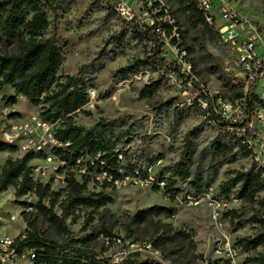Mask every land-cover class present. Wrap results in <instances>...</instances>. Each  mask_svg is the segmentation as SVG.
I'll use <instances>...</instances> for the list:
<instances>
[{
    "label": "rangeland",
    "instance_id": "rangeland-1",
    "mask_svg": "<svg viewBox=\"0 0 264 264\" xmlns=\"http://www.w3.org/2000/svg\"><path fill=\"white\" fill-rule=\"evenodd\" d=\"M121 1L139 23L146 25L151 23L155 16L156 0ZM50 2V8L46 12L52 26L46 31V36L51 34L54 26L57 44L63 52L58 76L80 78L89 87L88 102L82 108V112L77 111L68 116L73 124L89 129L100 119L109 121L122 116L129 118L134 127L132 134L122 146L126 152V159L138 161L142 166L148 158L155 161L159 159L149 173L154 180H158L162 170L176 163L184 154L188 155L187 162L191 171L189 181L201 178L204 187L217 188L235 172L247 171L253 165L248 157H243L235 145L228 153L218 149L222 144L228 146V140L219 136L215 128L207 124L196 97L199 93L196 87H202L212 96L216 95L233 103L234 108L225 116L230 120L239 118L237 106L243 90L235 76L239 74L241 68L236 67L233 60L228 58L216 39L211 40L199 28H191L181 14L176 0H161V3L165 4L179 21L182 46L186 49L187 59L191 63L195 77L193 84L187 83L173 72H165L164 66L169 69L166 64L175 56L172 52L173 47L166 45L163 48L162 66L152 64L142 67L137 73L126 78H121L118 70L135 61L145 62L148 55L144 46L138 44L132 33L123 25L125 22H122L115 13L112 14L110 4L104 0H50ZM212 6L211 14L216 20V26L221 23L219 16L221 10L233 12L237 25H240L237 28L240 38L254 39L258 44V52L263 53L261 40H264V0H213ZM6 90L11 88L0 89V95ZM255 93L260 94L261 90L256 88ZM255 93L254 96L257 97ZM5 98L6 96L2 101L0 98V110ZM18 105V110L26 116L40 114L45 109L41 100L34 106L21 99ZM85 112H90V115L87 116ZM0 115L1 125L3 110ZM262 133L264 134V125L258 128L259 137ZM20 157L21 153L16 151L7 152L5 158L4 153H0V167L6 158ZM29 166L32 167L31 177L34 182L36 180L48 184L53 191L58 189L62 174L58 175V179L49 175L50 166L36 158ZM34 168L44 171L45 175L38 176ZM164 177L167 175L164 174ZM175 184L174 188L181 192L179 197L189 190L188 180L176 179ZM151 188L150 185L131 182L112 188L103 187L100 182H89L87 189L90 192L107 195L111 198V203L97 210L78 208L74 213L75 221L71 218L65 221L69 231V236H66L54 235V227L50 226L42 215H38L33 205L37 198L33 194H28L24 203L32 205V211L22 217L17 216L16 221L10 222L9 217L18 214L24 198H16L15 189L8 187L5 192L0 193V237L19 239L27 230H31L50 235L58 244L65 245L69 240L77 241L86 235H92L84 243L74 246H79L96 258H106L110 255L109 250L112 247L105 246L107 237L102 233V229L110 231L108 238L119 237L124 240H136L139 243L152 242V235L150 233L144 235L141 225L131 226L130 232L126 228L130 225V218L137 212L158 206L173 209L174 212V217L170 219L160 217L162 222L184 231L190 237V240H186L178 248L180 264H187L191 260L190 255L195 258L194 261L201 255L206 264H226L223 256H216L213 253L212 248L216 241L226 236L230 242L241 248L246 240L264 231L256 222L245 223L241 229L238 227L252 216L264 213L263 206L259 204L235 203L232 200L218 208L220 219L214 222L211 211L204 204L185 208L175 200H166L160 189L162 187H159V190ZM258 198L260 202V199L264 198V193ZM59 200L62 199L59 198L54 207L57 215L60 213ZM231 211L235 214H229ZM134 235L139 238L135 239ZM259 251L260 249L248 253L240 251L238 261L244 264L247 258L255 256ZM148 257V254H143L130 262L173 264L162 258L151 260Z\"/></svg>",
    "mask_w": 264,
    "mask_h": 264
},
{
    "label": "trees",
    "instance_id": "trees-1",
    "mask_svg": "<svg viewBox=\"0 0 264 264\" xmlns=\"http://www.w3.org/2000/svg\"><path fill=\"white\" fill-rule=\"evenodd\" d=\"M176 2L191 28H199L211 40H217L214 27L205 22L204 13L198 8L195 0H176ZM50 3V0H0V89L10 86L14 93L12 97L4 99V105L16 104L17 97H22L34 106H37L41 100L45 109L38 116L49 123L58 121L59 125L56 130L58 139L70 142V150L75 152L105 154L106 166L114 169L117 166V156L114 151L124 148L122 146L126 143L127 137L132 134L134 124L130 123L129 118L125 116L109 121L100 119L89 129L76 126L71 122L68 116L77 111L82 112V108L86 105L89 87L80 78L71 76L59 78L58 76L63 52L57 44V33L54 26L51 34L46 36V31L52 26L46 12L50 8ZM172 15L182 39L179 21L174 14ZM123 25L132 33L133 39L144 46L146 52H148L150 42L156 43L151 30L139 29L133 23ZM167 32L169 33V30ZM152 64L159 66L164 64L158 48L152 51L151 56L145 62L135 61L118 70L117 73L121 78H126L137 73L142 67L152 66ZM164 70L166 73L176 71L174 68L166 69L165 66ZM145 90L148 91L147 88ZM250 107L251 103L248 102V109ZM85 114L89 116L90 112H85ZM226 140H228V146L224 144L218 146L221 152L228 153L235 145L243 157L249 156V152L238 142L229 138ZM4 151L13 152L15 148L0 142V152ZM119 152L122 156L124 172L130 173L142 167V163L126 159L125 151ZM34 157L33 154H25L16 159L8 158L4 162L0 168V193L5 192L8 187H13L16 198L29 193L35 195L37 213L54 227V235L69 236L65 221L68 218L75 221L74 213L78 208L97 210L111 203V198L107 195L90 192L87 189V179L78 183L71 174H67L65 178L67 192L58 205L60 213L57 215L54 207L58 203L60 194L51 192L48 184L42 185L32 180V167L29 163L34 160ZM187 161L188 155L184 154L176 163L162 170V175H167L165 183L168 193L175 195L179 192L174 188L176 179L188 180L189 192H199L210 187H204L201 178L189 181L191 171ZM154 162L153 158H148L144 165H151ZM114 177L117 176L114 174ZM103 187H106V184ZM216 190L218 196L227 198L233 192L241 202L256 203L264 207V200L259 202L256 199L257 195L264 191V186L260 183L259 171L253 165L247 171L235 172ZM229 214H235V212L231 211ZM160 217L168 219L174 217L173 209L152 206L140 210L130 218V225L126 229L130 232L131 226L141 225L144 235L147 233L152 235V242L149 243L154 250L159 252L161 258L173 264H180L178 248L186 240H190V237L184 231L174 229L170 224L162 222ZM246 221L238 227L241 229L245 223L256 222L264 228V219L261 215H254ZM102 233L106 237L110 236V231L105 228L102 229ZM23 236L22 240L16 239L19 244L18 251L20 252L23 248L34 249L35 264L105 263L96 260L95 256L79 246H74V244L84 243L92 235H86L77 241L69 240L65 245L58 244L57 240L50 235L39 234L31 230H27ZM133 237L139 238L136 235ZM256 249L260 251L255 256L247 258L244 264H264V231L246 240L241 247L244 253L256 251ZM190 257L191 260L187 264H195L196 261L203 260L201 255L195 261L192 255Z\"/></svg>",
    "mask_w": 264,
    "mask_h": 264
},
{
    "label": "built area",
    "instance_id": "built-area-1",
    "mask_svg": "<svg viewBox=\"0 0 264 264\" xmlns=\"http://www.w3.org/2000/svg\"><path fill=\"white\" fill-rule=\"evenodd\" d=\"M104 1L110 4L111 8L109 9H113L112 11L122 22L133 23L139 29H149L154 33L156 43L150 42L148 44V57L151 56L154 49L158 48L162 58L164 46L173 47L172 52L175 53V56L173 60H168L167 67L176 69L173 74L178 75L187 83L193 84L195 77L192 66L187 59L186 49L182 46V39L175 19L168 7L161 3V0L154 2L155 16L151 23L147 25L139 23L135 17L131 16L121 0ZM195 1L198 8L204 13L205 22L214 27L217 33V41L224 48L228 58L231 61L233 60L236 67L241 68L240 75H236L235 78L241 84L243 90L242 97L239 99V106H237L239 118L230 120L225 116L234 108L233 103L224 98L216 97V95L212 96L202 87H196L199 92L196 97L200 109L203 111L207 124L214 127L219 136L238 142L249 152L248 158L254 168L259 171L260 183L264 186V134L262 133L261 137L258 134V128L264 125V40H261L263 53H259L258 44L254 39L240 38L237 31L240 25H237L236 16L233 12L227 9L221 10L219 13L221 23L216 26V20L213 19L211 14L213 0ZM256 88L261 90L260 94L255 93ZM254 93L257 97L254 96ZM248 102L251 103L249 109ZM2 121L3 123L0 125V142L14 147L16 152L21 153V156L33 154L34 159L36 158L43 164L50 166L49 175H53L56 179H58L59 174H62V178L58 182V189L55 191L50 190L51 192H59V198L61 199L65 198L67 192L65 178L67 174H71L72 178L78 183H82L83 180L87 179L88 183L100 182L102 186L106 184V187L109 188L115 185H126L130 182L150 185L153 190H159V187H162L160 189L165 199L168 201L175 200L180 206L190 208L204 204L211 211V218L214 222H218L217 219H220L218 208L222 207L223 204L232 200L235 203H241L233 192L227 198L218 196L216 188L212 186L199 192L187 191L180 197L181 192L172 195L166 191V177L162 173L158 180H154L149 176L155 164L160 161L159 159L151 165H143L140 169H134L130 173L124 172L122 170V156L119 152L125 151L124 148L114 151L117 156V166L114 169H109L104 161L105 154L99 152L89 154L85 151L75 152L70 150V142L62 141L56 137L58 121L54 123L43 121L38 114L20 117L4 108ZM34 172L38 176L45 175V172L40 171L38 168H34ZM114 174L117 177H114ZM35 182L37 181L35 180ZM37 183L45 185L41 182ZM261 193H264V191ZM261 193L256 197L258 201ZM26 197H28V194L20 197L24 198V202L21 203L22 206L19 207L18 214L9 217L10 222L16 221L17 216L22 217L32 211V205L24 204ZM262 200L264 198L260 199V201ZM44 204L46 205V202ZM262 208L264 210V207ZM260 215L264 219V213ZM23 238L24 236L19 239L22 240ZM109 245L112 247L109 250L110 255L106 258L95 257L96 260L104 261V264H131L132 259L143 254H148V258L151 260L161 259L159 252L154 250L149 242L139 243L130 239L108 238L107 236L105 246ZM18 248L19 244H17L15 238L0 237V264H35L36 253L34 249L23 248L19 252ZM212 250L216 256H223L226 264H241L238 261L241 248L235 246L226 236L216 241ZM198 263L206 264L204 259L198 260L196 264Z\"/></svg>",
    "mask_w": 264,
    "mask_h": 264
},
{
    "label": "crops",
    "instance_id": "crops-1",
    "mask_svg": "<svg viewBox=\"0 0 264 264\" xmlns=\"http://www.w3.org/2000/svg\"><path fill=\"white\" fill-rule=\"evenodd\" d=\"M7 87H10V86H4L3 88H7ZM11 88V87H10ZM2 90V89H1ZM14 95V93H13V89L11 88V90H6L5 91V93L3 94L2 93V95H0V98H1V101H2V98H4V96H6V98L5 99H8V98H10V97H12ZM21 99H23L22 97H17L16 98V104H14V105H8V106H5L4 105V103L2 102V106H1V110H0V114H1V111L5 108V109H7V111H9V112H13V113H16L18 116H23V117H25L26 115H23L22 114V112L20 111V110H18V104H19V101L21 100ZM1 116V115H0ZM2 117V116H1ZM7 152H9V151H4V152H0V153H4V158H5V156H6V153ZM3 158V159H4ZM12 159H14V158H12ZM5 160H7V158L5 159ZM5 162V161H4ZM4 162L2 163V165L4 164ZM2 167V166H1ZM0 167V168H1Z\"/></svg>",
    "mask_w": 264,
    "mask_h": 264
}]
</instances>
